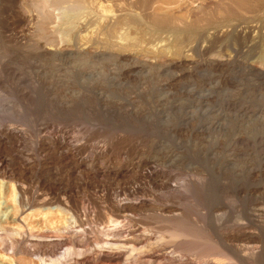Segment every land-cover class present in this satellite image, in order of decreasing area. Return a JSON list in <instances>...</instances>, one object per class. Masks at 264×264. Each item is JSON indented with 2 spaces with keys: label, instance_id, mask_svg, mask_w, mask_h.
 I'll return each instance as SVG.
<instances>
[{
  "label": "rangeland",
  "instance_id": "1",
  "mask_svg": "<svg viewBox=\"0 0 264 264\" xmlns=\"http://www.w3.org/2000/svg\"><path fill=\"white\" fill-rule=\"evenodd\" d=\"M0 180V222L28 233L87 198L83 246H43L48 262L94 256L122 201L139 249L264 264V0H0Z\"/></svg>",
  "mask_w": 264,
  "mask_h": 264
},
{
  "label": "bare ground",
  "instance_id": "2",
  "mask_svg": "<svg viewBox=\"0 0 264 264\" xmlns=\"http://www.w3.org/2000/svg\"><path fill=\"white\" fill-rule=\"evenodd\" d=\"M106 18V17H105ZM104 18V19H105ZM103 19V18H102ZM103 19V20H104ZM102 20V21H103ZM100 21V20H99ZM107 21V18L106 20H104V22ZM98 22V21H97ZM110 22V21H109ZM101 23V22H100ZM98 25V24H97ZM95 32V30H94ZM98 32V31H96ZM90 33V32H89ZM91 34V33H90ZM85 35V34H84ZM87 36V35H86ZM90 36V35H89ZM84 38V37H83ZM81 39V38H80ZM86 38H85V43H83V39H82V44L80 45V47H77V48H73L74 51H82L83 49H85V45H86ZM90 41V40H89ZM248 44V43H247ZM247 44H244L243 47H248L249 45ZM89 45V44H88ZM197 45V44H196ZM195 45V46H196ZM79 46V45H78ZM87 46V45H86ZM192 46V45H191ZM194 46V45H193ZM192 46V47H193ZM87 48V47H86ZM48 50V48H46ZM50 50V49H49ZM48 50V51H49ZM55 50V49H54ZM106 50V49H105ZM51 51V50H50ZM102 52V50H99ZM72 52V51H71ZM98 52V50H97ZM108 52V51H107ZM103 53V52H102ZM102 53H99V54H102ZM152 61V60H151ZM155 62V61H154ZM146 63V62H145ZM150 63V62H149ZM248 67V66H247ZM250 67V66H249ZM9 136L11 135L12 138H16L18 136H16L18 133L16 130H12L11 131L9 130ZM2 136V135H1ZM3 137V136H2ZM13 141V140H11ZM81 165V164H80ZM95 165V162L94 160H86L84 161L83 160V165L84 167H87V168H91L92 166ZM96 166V165H95ZM105 169V168H104ZM107 169V168H106ZM101 170V169H100ZM94 171V170H93ZM105 171V170H103ZM139 174V173H138ZM106 178V177H105ZM116 178V177H115ZM2 181L0 180V187L2 185ZM171 186V185H170ZM169 186V188H170ZM174 186V185H173ZM16 187V186H15ZM56 187V186H55ZM63 187V186H62ZM23 189V188H22ZM26 189V188H25ZM54 189V188H53ZM66 189V188H65ZM173 188H170L169 190H171ZM17 190V189H16ZM27 190V189H26ZM175 190V189H173ZM1 191V190H0ZM110 191V190H109ZM122 191V190H121ZM23 193H25L23 190H22ZM27 194V193H26ZM60 194V193H59ZM50 195V194H49ZM28 196V195H27ZM33 196V195H32ZM35 196V195H34ZM40 196V195H39ZM88 196V195H87ZM86 196V197H87ZM1 197V196H0ZM5 197V196H4ZM48 197V196H47ZM42 198L41 199V203H43L44 206H49V205H52L53 201L51 198ZM52 197V196H51ZM62 196H60V198H57V201L59 202L60 205H63L64 207L63 208H56V209H53L52 207H47V208H43V210H46V212H40L38 214L39 217H37L36 219H44V217H46V219H48L50 216L54 217L56 215H61V216H64V218L66 220H64L65 222L63 223L62 226H54V228H49L45 225V227H38L36 228V226H33L31 227V225H29V233L26 231V229H24V224H19L17 226H14L13 225L10 227L9 225H2V221L0 222V228L1 226H3V228H1L0 230L2 231V229L4 231L0 232V242H1V248L4 250V251H7L8 250H12L11 253H9L10 255H8L7 253L2 255V259L0 260V264H17L16 260L14 259L15 256L18 254H23V255H28V256H34V255H38L37 256V260H39L40 264H71L72 262L69 261V257H65L63 258H60L58 257V259L56 258V260H51L50 259V262L46 261L45 259H42L41 257V251L43 249V246H51V245H55L56 243L59 244H62V245H70L72 244V246L77 245V246H81L82 243H83V237L81 236H85V230H82V231H78L76 229L78 228H75L73 229L72 227V223L74 222V226L75 224L78 222L77 220H82V216H86L87 217V208L85 207L86 205V201H87V198H82L81 200H79V202H70L68 201L67 199L65 198H61ZM63 197H66L63 195ZM31 199V198H30ZM29 199V200H30ZM37 199V198H36ZM0 201H1V198H0ZM23 201V200H22ZM27 201V200H26ZM25 201V202H26ZM35 201V200H34ZM56 201V199H55ZM54 201V202H55ZM40 202V201H39ZM1 204H2V201L0 202V210H1ZM4 204V203H3ZM23 205V204H22ZM36 205H37V202H36ZM26 206V205H25ZM25 206L22 208L21 210V215L28 209L25 208ZM59 206V205H58ZM119 210L123 213L121 215H119V221L117 219L115 220H112L111 219V224L108 225V227H106V229H104L105 231H102V235H106V239L105 240H102L101 243H104L102 246L98 247V250L97 249H93L94 251L96 250L94 256H85L84 257L82 256L81 258H79L78 260L74 261L75 264H99V263H106V264H132V260L134 259L135 261H138L139 259H141L140 257H143L144 258H148L149 261H152V259H159L161 257L165 258V259H170L172 260V263H173V259L175 258L173 255V253H171L170 251H167V249H165L162 253L161 252H158L159 250L157 249V247L159 246V243H161L162 239L160 238L158 240V242H156L158 244V246L156 247L157 250H155V248H150V249H144V248H140L141 247L139 244L142 243L143 244V241L144 239H148L149 237H146L147 235H144V238H135L136 236L134 235V232L133 230L131 229V227L128 225L127 226V222H125L130 216L128 215V213H130V209H131V205L128 204V203H125V202H122V201H119L118 204H117ZM8 205H5V207L3 208H7ZM12 208V207H11ZM17 208V207H16ZM15 208V209H16ZM37 208V207H36ZM35 208V209H36ZM31 210V209H30ZM37 210V209H36ZM40 211V210H39ZM264 211V210H263ZM11 212V211H9ZM36 212V211H35ZM20 213V211L18 212ZM28 213V212H27ZM31 213V212H30ZM29 213V214H30ZM32 214V213H31ZM36 217V214L37 213H33ZM32 214V215H33ZM1 215V213H0ZM18 215V214H17ZM18 217V216H17ZM14 217L13 216V219L12 221H21V223L25 222V218L27 219V217H21L19 219V217ZM63 218V217H62ZM85 218V217H84ZM131 218V217H130ZM50 219V218H49ZM28 220V219H27ZM39 221V220H38ZM41 221V220H40ZM47 221V220H46ZM49 221V220H48ZM61 221V220H60ZM84 221V220H83ZM82 221V222H83ZM4 222V221H3ZM13 222V223H14ZM29 222V221H28ZM27 222V224H28ZM33 222V221H32ZM59 222V221H58ZM63 222V221H62ZM61 222V224H62ZM68 222H70L68 224ZM76 222V223H75ZM79 223L80 224H83V223ZM39 223V222H38ZM42 223V222H41ZM47 223V222H46ZM51 223V221L49 222ZM54 223V222H53ZM77 223V224H78ZM176 223V222H175ZM178 223V222H177ZM4 224V223H3ZM8 224V222L6 223ZM18 224V222H17ZM26 224V223H25ZM37 224V223H36ZM44 224V222H43ZM52 224V223H51ZM64 224H68V225H64ZM35 225V224H34ZM38 225V224H37ZM84 225V224H83ZM173 225V224H172ZM41 226V225H40ZM51 226V225H50ZM82 226V225H81ZM80 227V226H79ZM88 227V226H87ZM85 229V228H84ZM91 229V228H90ZM89 229V230H90ZM173 230V229H171ZM87 231H88V228H87ZM183 231V230H182ZM181 231V234H180V231H173V234L171 239L174 238V241H175V238H179L180 236H183V233H185L184 231L182 232ZM91 232V230L89 231ZM70 233H72V236L73 235H77L76 238H69L70 236ZM74 233V234H73ZM188 233V232H187ZM88 234V233H87ZM86 234V235H87ZM101 234V233H100ZM99 234V235H100ZM186 235V234H185ZM89 236V235H87ZM95 236V235H94ZM59 237V238H58ZM61 237V238H60ZM191 237V236H190ZM83 238V239H81ZM96 238V236H95ZM101 237H99L100 239ZM183 238V237H182ZM187 238V237H186ZM201 238V236H200ZM60 239V240H59ZM98 239V241H99ZM101 239H104L101 238ZM150 239V238H149ZM86 240V238H85ZM96 241V240H95ZM97 241V243H98ZM148 241V240H147ZM172 241V240H171ZM180 241V240H179ZM194 241V240H193ZM202 241V240H201ZM86 242V241H85ZM84 242V243H85ZM189 242V241H188ZM208 242V241H207ZM96 244V243H95ZM99 244V243H98ZM162 246H166V245H163V243H161ZM160 244V245H161ZM166 244V243H165ZM212 244V243H211ZM97 245V244H96ZM139 245V247H138ZM200 245V244H199ZM76 246V247H77ZM83 246V245H82ZM98 246V245H97ZM145 246V245H144ZM150 246V245H149ZM148 246V247H149ZM209 246V245H207ZM70 247V246H69ZM87 247V246H86ZM147 247V246H146ZM177 247V246H176ZM73 248V247H72ZM159 248V247H158ZM167 248V247H166ZM199 248V247H198ZM208 248V247H207ZM231 248V247H230ZM78 249V248H77ZM139 249V250H138ZM163 249V248H161ZM176 249V248H175ZM202 249V248H201ZM224 249V248H223ZM241 249V247H240ZM89 250V249H88ZM92 251L91 254H93V250L90 249ZM89 250V252H90ZM169 250V248H168ZM221 250V249H220ZM54 251V250H53ZM79 251V250H78ZM162 251V250H161ZM182 251V250H181ZM194 251V249L192 250ZM56 252V251H55ZM84 252V251H83ZM173 252V251H172ZM43 253V252H42ZM68 253V252H67ZM76 253V252H75ZM82 253V251H81ZM80 253V254H81ZM85 254L87 252H84ZM199 253V252H198ZM203 254V253H202ZM240 254V252H239ZM238 254V255H239ZM47 255V254H46ZM72 255V254H71ZM75 255H79V254H75ZM242 255V254H241ZM69 256V255H68ZM81 256V255H80ZM177 256V255H175ZM212 256V255H211ZM240 256V255H239ZM253 256V255H252ZM209 257V255H208ZM218 257V256H217ZM244 257V256H243ZM32 258V257H31ZM246 258V257H245ZM250 258V257H248ZM247 258V259H248ZM253 258V257H252ZM73 259V258H72ZM71 259V260H72ZM180 259V258H179ZM240 259V257H239ZM181 260V259H180ZM183 260V259H182ZM213 260V259H212ZM220 259H218V261L216 260L213 261L215 262L214 264H221V261H219ZM233 260V259H232ZM73 261V260H72ZM140 261V260H139ZM179 261V260H178ZM236 261V260H235ZM70 262V263H69ZM170 262V261H169ZM180 262V261H179ZM239 262V261H237ZM243 262V263H241ZM239 263L241 264H244L245 262L244 261H241ZM249 262V261H248ZM176 263V261H175ZM173 263V264H175ZM235 263V262H234ZM233 263V264H234ZM238 263V264H239ZM73 264V263H72ZM169 264V263H168ZM183 264V262H182ZM231 264V263H230Z\"/></svg>",
  "mask_w": 264,
  "mask_h": 264
}]
</instances>
